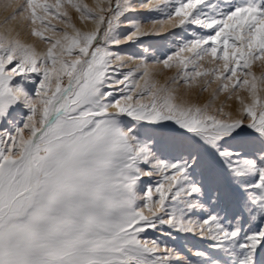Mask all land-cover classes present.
Returning <instances> with one entry per match:
<instances>
[{
  "label": "snow or ice",
  "instance_id": "1",
  "mask_svg": "<svg viewBox=\"0 0 264 264\" xmlns=\"http://www.w3.org/2000/svg\"><path fill=\"white\" fill-rule=\"evenodd\" d=\"M0 264H264V0H0Z\"/></svg>",
  "mask_w": 264,
  "mask_h": 264
},
{
  "label": "rangeland",
  "instance_id": "2",
  "mask_svg": "<svg viewBox=\"0 0 264 264\" xmlns=\"http://www.w3.org/2000/svg\"><path fill=\"white\" fill-rule=\"evenodd\" d=\"M85 2L91 4L92 3V0H85ZM254 71H256L257 74H259L260 69L258 67H256V68H254ZM206 97H207V94H205V97L204 98H206Z\"/></svg>",
  "mask_w": 264,
  "mask_h": 264
}]
</instances>
